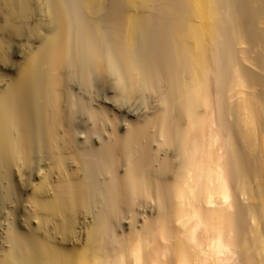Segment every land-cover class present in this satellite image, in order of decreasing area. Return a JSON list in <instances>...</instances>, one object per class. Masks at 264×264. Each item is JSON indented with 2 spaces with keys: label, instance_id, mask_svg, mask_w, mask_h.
I'll return each mask as SVG.
<instances>
[{
  "label": "bare ground",
  "instance_id": "6f19581e",
  "mask_svg": "<svg viewBox=\"0 0 264 264\" xmlns=\"http://www.w3.org/2000/svg\"><path fill=\"white\" fill-rule=\"evenodd\" d=\"M231 261L264 264V0H0V264Z\"/></svg>",
  "mask_w": 264,
  "mask_h": 264
},
{
  "label": "rangeland",
  "instance_id": "374dc122",
  "mask_svg": "<svg viewBox=\"0 0 264 264\" xmlns=\"http://www.w3.org/2000/svg\"><path fill=\"white\" fill-rule=\"evenodd\" d=\"M18 59H19V58H18ZM150 210H151V209L148 208L147 215H145V214H146V213H145L143 216H146V217H147L148 215L150 216V215H151ZM146 211H147V210H146ZM143 216H141V218H144ZM142 220H143V219H142ZM125 222H126V223H125ZM124 223L126 224L125 226H128V223H129V222H128V220H127V221L125 220ZM120 234L122 235L123 233L120 232ZM234 262H235V261H233V262L231 261V263H228V264H235ZM238 262H239V261H238ZM238 262L236 261V264H237ZM239 263H240V262H239Z\"/></svg>",
  "mask_w": 264,
  "mask_h": 264
}]
</instances>
